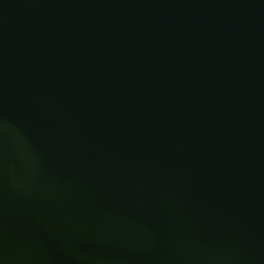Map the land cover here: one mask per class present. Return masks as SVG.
<instances>
[{
	"label": "water",
	"instance_id": "1",
	"mask_svg": "<svg viewBox=\"0 0 264 264\" xmlns=\"http://www.w3.org/2000/svg\"><path fill=\"white\" fill-rule=\"evenodd\" d=\"M0 264H264V0H0Z\"/></svg>",
	"mask_w": 264,
	"mask_h": 264
}]
</instances>
